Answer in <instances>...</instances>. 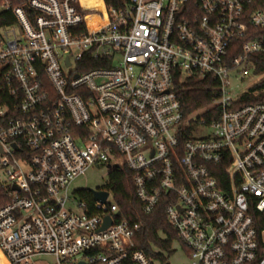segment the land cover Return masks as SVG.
Masks as SVG:
<instances>
[{"label":"built area","instance_id":"built-area-1","mask_svg":"<svg viewBox=\"0 0 264 264\" xmlns=\"http://www.w3.org/2000/svg\"><path fill=\"white\" fill-rule=\"evenodd\" d=\"M17 1L0 0L14 20L0 25L7 264H159L112 191L91 202L72 190L95 166L133 171L145 214L166 202L191 264H264V99L242 102L264 97V35L239 42L264 28V0ZM251 75L234 92L231 78ZM178 76L212 79L213 104L184 114Z\"/></svg>","mask_w":264,"mask_h":264},{"label":"trees","instance_id":"trees-1","mask_svg":"<svg viewBox=\"0 0 264 264\" xmlns=\"http://www.w3.org/2000/svg\"><path fill=\"white\" fill-rule=\"evenodd\" d=\"M18 0L17 3H21ZM89 6H101L100 0H84ZM95 15L89 18L91 21ZM12 16L0 13V25L13 22ZM264 35V28H249L248 35L239 41L241 44L247 40ZM238 48L237 52H240ZM253 58L256 60V72L264 71V54H255ZM104 64L95 61L91 64L79 65V71H86L94 67H100ZM175 86L178 91V97L182 103L184 114L189 115L197 110L204 109L213 104L216 90L213 87L214 81L210 78L190 77L183 80L180 76L175 79ZM256 88H264V82ZM255 98L251 94H246L242 102H251L262 100ZM212 119L209 118V121ZM114 193L115 201L121 210L122 216L132 223H141V229L136 233L135 245L136 248L145 251L159 264L168 262L167 252L171 255L175 250L173 245L179 241L176 230L169 223L165 213V204L162 202L157 206L151 214H145L142 209V204L136 195L134 186V173L128 167L113 169L109 173L108 183L104 186ZM82 197L93 202L91 189H82L77 191ZM4 194V190L0 189V195ZM254 264H260L256 261Z\"/></svg>","mask_w":264,"mask_h":264},{"label":"rangeland","instance_id":"rangeland-1","mask_svg":"<svg viewBox=\"0 0 264 264\" xmlns=\"http://www.w3.org/2000/svg\"><path fill=\"white\" fill-rule=\"evenodd\" d=\"M260 81L257 75H251L245 79H240L237 77L231 78V83L235 91H240L242 89H250L256 83ZM111 169L108 166H95L88 170L84 175L80 176L72 185L73 191H79L82 189H98L104 187L109 180V173ZM113 200L111 196L110 201ZM81 212V211H79ZM174 252L169 255L167 252L165 254L168 256V261L171 264H191V258L189 256L186 248L179 242L176 241L173 245ZM35 264H55L56 257L53 255H43L36 257L34 259ZM0 264H7L2 252L0 251Z\"/></svg>","mask_w":264,"mask_h":264},{"label":"water","instance_id":"water-1","mask_svg":"<svg viewBox=\"0 0 264 264\" xmlns=\"http://www.w3.org/2000/svg\"><path fill=\"white\" fill-rule=\"evenodd\" d=\"M93 195H94V198L98 201H102L104 202L107 197H108V194L109 192L108 191H103V190H98V189H91ZM112 220L110 217H106V221L103 225V227L101 229H105L107 228L110 224H111ZM79 264H84V262H81ZM165 264H171L169 261L166 262Z\"/></svg>","mask_w":264,"mask_h":264},{"label":"bare ground","instance_id":"bare-ground-1","mask_svg":"<svg viewBox=\"0 0 264 264\" xmlns=\"http://www.w3.org/2000/svg\"><path fill=\"white\" fill-rule=\"evenodd\" d=\"M92 26L99 24V19L95 16L91 21H89ZM1 251V250H0Z\"/></svg>","mask_w":264,"mask_h":264}]
</instances>
